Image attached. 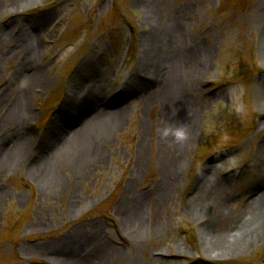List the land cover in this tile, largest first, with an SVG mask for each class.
<instances>
[{
	"label": "rangeland",
	"instance_id": "1",
	"mask_svg": "<svg viewBox=\"0 0 264 264\" xmlns=\"http://www.w3.org/2000/svg\"><path fill=\"white\" fill-rule=\"evenodd\" d=\"M0 94V147L19 130L26 153L7 168L0 156V264H68L73 241L80 264H264V0H0ZM97 96L88 147L68 148L89 158L83 178L63 154L46 185L29 162L54 158L47 145L73 135L61 116ZM167 106L191 121L171 120L182 156Z\"/></svg>",
	"mask_w": 264,
	"mask_h": 264
},
{
	"label": "bare ground",
	"instance_id": "2",
	"mask_svg": "<svg viewBox=\"0 0 264 264\" xmlns=\"http://www.w3.org/2000/svg\"><path fill=\"white\" fill-rule=\"evenodd\" d=\"M15 40H16V38H15ZM25 40H27V39L25 38ZM6 41L8 42V40H6ZM28 64L29 63H28V61L26 59L21 60L18 70H21L23 73L24 72H28L27 68L24 67V66H27ZM162 66H160V67H162ZM164 66H163V68H164ZM164 70H165V68H164ZM37 71L38 70L35 69V68L29 70V73H28L29 81H31L35 77V75L37 74ZM164 72L165 73L168 72V67H167V69ZM171 73L172 74L170 75V80H171L172 84L166 87V83H165L164 87H165V89H167V88L171 89V91L173 92V94L171 96V99H175V101H177L176 104H178L179 101L183 100L182 98H180V96L183 97V92L182 91H180V92L176 91L178 87H174L173 86V84L175 83L176 77L174 76L173 72H171ZM160 75H161L160 73L155 71L151 75L150 81H152V82H160V80H162ZM165 79H167V78H165ZM5 91H7V90L4 89L3 92H5ZM96 95H98V94H96ZM21 96L22 97H19V101L14 103L15 104L14 109L11 110V112L14 111L16 113L15 114L16 118H20V116H21V113H20L21 110L20 109L22 108V105L24 104V103H22L23 102V97L26 98L25 96H23V94ZM2 98H3V94H0V104H1ZM96 98H99V96H97L95 98L93 97V98H90V99L84 101V103H82L78 107V109L76 111L77 115L73 114L71 116L68 115L66 117L61 116V119L59 120V125L60 126H62V125L64 126L65 129H63V131L64 130H65V132L69 131L73 135H72V137L70 139H65V138L64 139H57L53 144H48L47 145L48 146L47 149H49V151L56 152L54 158H52L50 160V159H47V158H43L42 156H39V157L37 156V157H34L31 162H29L30 164L33 165L32 166V170L35 169L36 171L39 172L40 176L43 178V180H44L46 185H48V183H51V178L59 177V174H58L57 170L54 167L55 166L54 161H56V160H58V161L64 160V164H65V158H66L67 165L70 166L71 167V171H73L74 177L76 179L77 178H79V179L83 178V175H84L85 171L89 167V163L86 162V160L89 159V158H87V156H85V153H84V154H82L80 156L79 160L77 158L70 159L69 153H70L71 150H68V148H71V145H73V147L75 146L77 148H79V147H82V148L86 147L87 148L88 147L87 146L88 144H86L85 141H82V139H84L85 136L88 134V131L92 127L91 126L92 123L95 122L98 119V116L95 119L93 118L91 121L87 120L88 123H86L87 121H85V119H87L88 118L87 116L90 115L89 112H91V115H92V113H94V112H92L93 109L94 110L99 109V107L97 106L98 104H97V99ZM111 101H112V96H110V98H109L107 103H110ZM100 103H102V100H101ZM100 103H99V105H100ZM113 106H114V103H113ZM68 108L72 110L73 109V105L71 106V108L68 107V106L67 107L65 106L64 108H61V110H62L61 112L67 111ZM166 108L168 109V112L166 113L165 116H167L170 119V121H169L168 125L164 126L165 130L166 129H170V126H171V123H172L171 120L173 118L177 117V116H182L183 117L182 119H185L183 122L186 121V122H188L190 124L191 121L186 119V117H185V115L183 114L182 111H181V113L176 115V113H173L174 112L173 108H172V110L170 109V106H167ZM106 109H108V108H106ZM111 109H113V108H111ZM108 110H110V109H108ZM7 115L4 117L6 119V121L9 118ZM92 116L89 119H91ZM179 123L182 124V121L180 120ZM110 124H112V122H110ZM70 125H71V128H68ZM177 126H179V125H177ZM175 128L176 127H174V129ZM14 132L17 133V135H18L15 147L14 148L12 147L10 149H4V148L0 147V156H1V159L4 160V164L3 163L2 164L4 165L3 167H5V168H7L11 163L20 164L23 161L22 160L23 156L25 157V154H26L24 152V149H21L20 146H19L20 145L19 143H21V142H19L21 140L20 139V137H21L20 131L19 130H15ZM103 132L104 133H102V135L106 134V131H103ZM165 136H166V138L170 139V141H171L170 148L173 151L179 150L180 148L182 149L180 151L181 152L180 156H182V153L184 152L186 146L188 145L186 137L183 140L178 141L175 138V136L172 134L171 131ZM2 140H3V138H2ZM63 154L65 155V158H64ZM161 154H162L163 157H166V158L167 157H169V158L171 157V154L169 155V151L161 152ZM95 155H99V153H97ZM172 156L175 159V155L172 154ZM141 167H140V165H137V167H136L137 169L135 171L136 174H138V172L141 170ZM172 167H173V165L166 166L163 169V176H165L166 171L171 170L170 168H172ZM161 173H162V170H161ZM209 181L210 180H208V182ZM197 184H200V186H201L202 182H199ZM156 190L157 191L159 190L160 194L164 195L163 187L161 186V181L159 182L158 186L156 187ZM133 202H134V200H133V198L130 197V193H127L121 212L123 213V215H126L125 217L127 218V223L132 225L135 228V226L137 224H139V222H140L141 214H139V211L135 212V210L137 208L132 206ZM72 204H73V201L71 200L70 201V207H72ZM214 222L217 225L224 226V225L227 224L228 220H227V217L225 218L224 213L221 212L217 216V218L216 217L214 218ZM139 231H141V229H138V233H140ZM80 246H81V244L79 242H75V241L66 243V245H64L66 253L67 252L68 253H73L74 251H72V250H75V249L78 250L77 251L78 254L74 258H72L71 261H69L68 264H80V263L83 262V257H82L83 251H82V247H80ZM226 255L227 254L225 252H219V253H217L215 255V257H218V256H222L223 257V256H226ZM63 263L67 264L66 262H63Z\"/></svg>",
	"mask_w": 264,
	"mask_h": 264
},
{
	"label": "clouds",
	"instance_id": "3",
	"mask_svg": "<svg viewBox=\"0 0 264 264\" xmlns=\"http://www.w3.org/2000/svg\"><path fill=\"white\" fill-rule=\"evenodd\" d=\"M170 131L178 141L183 140L187 134L186 130L183 127H177L175 129H166L164 134L167 135Z\"/></svg>",
	"mask_w": 264,
	"mask_h": 264
},
{
	"label": "water",
	"instance_id": "4",
	"mask_svg": "<svg viewBox=\"0 0 264 264\" xmlns=\"http://www.w3.org/2000/svg\"><path fill=\"white\" fill-rule=\"evenodd\" d=\"M123 100H124V99H123ZM123 100H122V101H123ZM121 103H122V102H121Z\"/></svg>",
	"mask_w": 264,
	"mask_h": 264
}]
</instances>
